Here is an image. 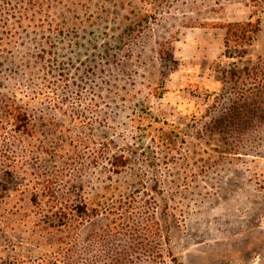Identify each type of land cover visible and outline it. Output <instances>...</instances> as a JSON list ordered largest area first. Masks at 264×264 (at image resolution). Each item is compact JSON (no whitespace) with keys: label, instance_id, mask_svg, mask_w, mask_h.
Listing matches in <instances>:
<instances>
[{"label":"rangeland","instance_id":"1","mask_svg":"<svg viewBox=\"0 0 264 264\" xmlns=\"http://www.w3.org/2000/svg\"><path fill=\"white\" fill-rule=\"evenodd\" d=\"M256 18L226 58L221 25ZM133 240L264 264V0H0V264H109Z\"/></svg>","mask_w":264,"mask_h":264},{"label":"trees","instance_id":"2","mask_svg":"<svg viewBox=\"0 0 264 264\" xmlns=\"http://www.w3.org/2000/svg\"><path fill=\"white\" fill-rule=\"evenodd\" d=\"M221 27L225 31L223 41L224 56L226 58L242 59L247 54L248 47L251 46L256 35L260 31V19L256 18L255 20L244 22H227L222 24ZM9 107L12 111V120L15 121L17 125H20V127H24L23 121L26 120V115L18 111V108H13L12 106ZM6 123L8 122L6 121ZM159 130L163 131L162 129ZM159 138L161 143L165 146H169L171 143H173V141L166 136L161 135ZM11 153H15V151L12 150ZM116 166L121 167L120 164H116ZM107 215L112 216L110 218L111 222L116 227V223L121 220V216L118 213L110 212H108ZM147 225L148 228H146L145 231L150 233L148 229L151 228V222H148ZM147 247V244L144 242H136L134 240L126 243L121 249L118 250V252H116V256L111 260V262H109V264H158L159 260H157V257L159 256H157L155 252H152V258H149L148 260H141L137 257L131 256L132 253H136L138 256H140L149 250Z\"/></svg>","mask_w":264,"mask_h":264}]
</instances>
